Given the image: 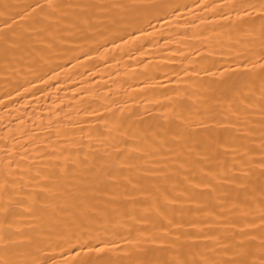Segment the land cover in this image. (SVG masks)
I'll use <instances>...</instances> for the list:
<instances>
[{"label": "bare ground", "instance_id": "1", "mask_svg": "<svg viewBox=\"0 0 264 264\" xmlns=\"http://www.w3.org/2000/svg\"><path fill=\"white\" fill-rule=\"evenodd\" d=\"M0 264H264V0H0Z\"/></svg>", "mask_w": 264, "mask_h": 264}]
</instances>
